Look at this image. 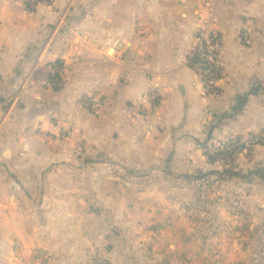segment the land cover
I'll use <instances>...</instances> for the list:
<instances>
[{
  "label": "crops",
  "instance_id": "1",
  "mask_svg": "<svg viewBox=\"0 0 264 264\" xmlns=\"http://www.w3.org/2000/svg\"><path fill=\"white\" fill-rule=\"evenodd\" d=\"M56 2L30 15L22 2L0 0V94L10 100L5 108L0 105L5 116L0 130V264H40L33 260L38 250L53 264H65L63 252L75 254L72 264H86L85 251L94 247L97 225L80 224V204L48 197L34 217L32 206L21 214L16 204L4 203L10 195L3 184L9 171L22 177L24 165L29 179L60 177L47 169L48 158L69 153L56 131L64 126L84 131L90 158H104L112 147L128 158L125 151L149 145L145 127L184 125L192 131L198 115L231 113L237 97L264 88V0H91L88 14L58 10ZM206 5L216 9L224 48L221 99L215 104L203 97V84L187 64ZM245 36L250 45L243 42ZM58 61L66 69L58 85L37 88L49 82L45 73L49 76V65ZM263 94L260 89L248 103ZM86 99L92 100L94 113L84 107ZM202 100L209 104L203 106ZM25 123L49 139L23 131Z\"/></svg>",
  "mask_w": 264,
  "mask_h": 264
},
{
  "label": "rangeland",
  "instance_id": "2",
  "mask_svg": "<svg viewBox=\"0 0 264 264\" xmlns=\"http://www.w3.org/2000/svg\"><path fill=\"white\" fill-rule=\"evenodd\" d=\"M56 1L58 10L77 9L88 14L91 0ZM51 65L64 67L59 61ZM39 76L42 78L44 73L40 72ZM45 77L49 82L37 88L44 90L57 78L46 73ZM0 96L5 99L0 105L5 108L10 100ZM203 97L215 104L221 94ZM202 101L203 106L209 104ZM226 102L228 105L229 100ZM83 105L94 113L91 99L84 100ZM246 108L236 116L234 108L231 113L220 110L202 118L198 115L192 121V131L184 125L174 130L145 127L143 134L149 145L125 151L128 158L121 154L119 147H112L104 158H90L84 131L76 126H64L56 134L67 144L69 153L66 158H48L50 165L47 166L48 171L54 170L60 177L44 181L39 175L29 179L24 165L22 177L17 171H9L3 179L10 192L4 203L16 204L21 214L26 213V206H32L34 217L37 207L48 197L82 205L84 215L80 224L94 221L98 234L92 243L94 247L85 251L86 264H159L158 250L148 251L152 239L146 228L162 210H165L163 219L173 214L195 235V247H200L205 260L193 255L189 264H264V180L249 181L243 177L221 180L216 172H223L222 163L210 164L204 155L219 148L221 143L242 138L248 149L239 155L236 171L246 175L250 170L264 167V97L247 103ZM26 117V114L22 116L23 121ZM4 123L5 116L0 113V130L4 129ZM25 129L38 135L36 128L32 129L28 123L24 124ZM252 135L263 136V143L254 149L250 144ZM38 136L49 139L47 135ZM54 164L58 167L51 166ZM201 172L214 174L199 182L185 178ZM22 252L19 245V257L23 256ZM63 256H66L65 264L75 261L73 252L66 255L63 252ZM47 261L53 264V260Z\"/></svg>",
  "mask_w": 264,
  "mask_h": 264
},
{
  "label": "trees",
  "instance_id": "3",
  "mask_svg": "<svg viewBox=\"0 0 264 264\" xmlns=\"http://www.w3.org/2000/svg\"><path fill=\"white\" fill-rule=\"evenodd\" d=\"M24 4L25 10L29 14L36 13L40 5L52 6L56 0H15ZM61 77H57L56 81L52 82L56 85L60 82ZM264 90L263 87L259 86ZM260 89L253 88L250 93L239 98L238 103L234 107L235 115L240 114L248 103L250 95H256ZM5 102V99L0 96V103ZM233 117V116H232ZM264 134V133H263ZM254 139L250 141L253 149L257 144L263 143V136H254ZM213 137V129L209 133V142ZM256 139H260L258 142ZM248 149L247 143H243L242 138H238L236 141L230 140L226 143H221L219 148H214L213 152L206 151L204 155L210 164L222 163L223 172H216V175L221 180L233 179L235 177H243L249 181L254 179L264 180V167H257L247 172L246 175L241 174V171H236L237 160L240 154ZM252 149V150H253ZM214 173L201 172L196 175H185V178L189 181H203L208 176ZM165 210H162L158 215V218L150 223L146 228L147 234L151 235L152 242L148 246V251L153 252L158 250L157 254L161 256L159 264H189L192 261L193 255H196L198 259L205 260L204 254L200 247L197 248L196 237L193 233L188 232L187 227L178 218H174L173 214H169L164 219L162 218ZM174 212V211H173ZM47 254L43 250H38L34 256V261H39L41 264H47ZM214 256H210L213 258Z\"/></svg>",
  "mask_w": 264,
  "mask_h": 264
},
{
  "label": "built area",
  "instance_id": "4",
  "mask_svg": "<svg viewBox=\"0 0 264 264\" xmlns=\"http://www.w3.org/2000/svg\"><path fill=\"white\" fill-rule=\"evenodd\" d=\"M243 42L251 44L247 36ZM187 64L203 84L205 95L219 94V83L224 77V48L222 34L217 26L216 9L212 5H206L204 16H200ZM65 70L64 67L51 65L48 74L51 78L61 77Z\"/></svg>",
  "mask_w": 264,
  "mask_h": 264
},
{
  "label": "bare ground",
  "instance_id": "5",
  "mask_svg": "<svg viewBox=\"0 0 264 264\" xmlns=\"http://www.w3.org/2000/svg\"><path fill=\"white\" fill-rule=\"evenodd\" d=\"M113 54V53H112Z\"/></svg>",
  "mask_w": 264,
  "mask_h": 264
}]
</instances>
